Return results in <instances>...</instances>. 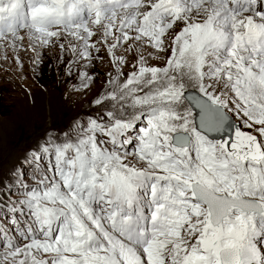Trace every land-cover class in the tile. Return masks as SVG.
<instances>
[{
    "label": "snow or ice",
    "instance_id": "snow-or-ice-1",
    "mask_svg": "<svg viewBox=\"0 0 264 264\" xmlns=\"http://www.w3.org/2000/svg\"><path fill=\"white\" fill-rule=\"evenodd\" d=\"M89 89L0 163V264H264V0H0V58Z\"/></svg>",
    "mask_w": 264,
    "mask_h": 264
},
{
    "label": "rangeland",
    "instance_id": "rangeland-1",
    "mask_svg": "<svg viewBox=\"0 0 264 264\" xmlns=\"http://www.w3.org/2000/svg\"><path fill=\"white\" fill-rule=\"evenodd\" d=\"M43 62L34 65L33 53L21 52L23 68L18 67L9 51L8 59L0 58V163L7 170L26 146L47 129L62 130L79 113L87 119L94 115V99L106 87L108 73H114L106 52L103 60L93 61L88 71L93 78L89 89L80 88L76 68L68 75L67 53L58 49L43 50Z\"/></svg>",
    "mask_w": 264,
    "mask_h": 264
}]
</instances>
